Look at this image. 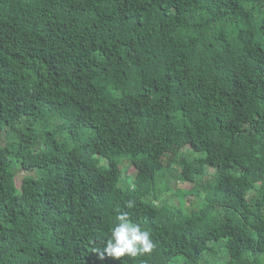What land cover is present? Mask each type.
Here are the masks:
<instances>
[{"label":"trees","instance_id":"1","mask_svg":"<svg viewBox=\"0 0 264 264\" xmlns=\"http://www.w3.org/2000/svg\"><path fill=\"white\" fill-rule=\"evenodd\" d=\"M0 264H264V0H0Z\"/></svg>","mask_w":264,"mask_h":264},{"label":"clouds","instance_id":"2","mask_svg":"<svg viewBox=\"0 0 264 264\" xmlns=\"http://www.w3.org/2000/svg\"><path fill=\"white\" fill-rule=\"evenodd\" d=\"M134 202L129 201L126 208L132 209ZM117 222L111 228L110 238L107 239L101 258L109 257H137L147 255L154 249L150 231L142 228L129 218L128 212H122L116 217Z\"/></svg>","mask_w":264,"mask_h":264},{"label":"rangeland","instance_id":"3","mask_svg":"<svg viewBox=\"0 0 264 264\" xmlns=\"http://www.w3.org/2000/svg\"><path fill=\"white\" fill-rule=\"evenodd\" d=\"M54 124L59 125L60 123L55 122ZM56 141L59 143H64V142H68V143H72L71 138L66 135V134H62V135H57L56 137ZM1 145H5V141L1 143ZM183 154H188V152L190 153V150L188 149H184ZM174 153L173 151L170 152L167 156L166 159V164L170 161L171 158H173ZM121 166L123 168V176H122V180H121V184L120 186L127 188L128 185L131 182V179L134 178L137 174V170L136 168L128 161V160H124L121 163ZM178 166L174 165L172 166V173H173V178H171V182L169 184L170 187V191L164 192L159 203H172L176 206L181 205V193L184 191H188L191 189V186L188 184H183L177 181V174L176 172L178 171ZM209 173H212L211 170H209ZM27 175L26 172H20L18 177H17V182H16V189L19 188L20 183L22 178ZM167 184V181L164 180L161 176L160 178H158V188L160 190V188H164ZM164 190V189H163ZM200 204V198H196V197H192V196H188L186 199V205H185V210L187 212L191 211V210H196L198 209ZM221 255L216 257L215 259L219 260L221 259ZM211 260V259H210Z\"/></svg>","mask_w":264,"mask_h":264}]
</instances>
